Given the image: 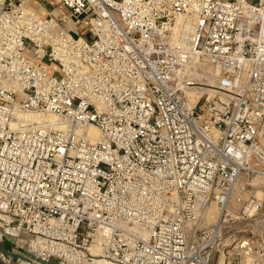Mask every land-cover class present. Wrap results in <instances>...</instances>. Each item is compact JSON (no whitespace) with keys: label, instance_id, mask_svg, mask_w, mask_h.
I'll return each mask as SVG.
<instances>
[{"label":"built area","instance_id":"obj_1","mask_svg":"<svg viewBox=\"0 0 264 264\" xmlns=\"http://www.w3.org/2000/svg\"><path fill=\"white\" fill-rule=\"evenodd\" d=\"M28 1L0 0V264H264L227 218L240 185L264 222V0Z\"/></svg>","mask_w":264,"mask_h":264},{"label":"bare ground","instance_id":"obj_2","mask_svg":"<svg viewBox=\"0 0 264 264\" xmlns=\"http://www.w3.org/2000/svg\"><path fill=\"white\" fill-rule=\"evenodd\" d=\"M191 16V15H189ZM188 16H183L178 19L176 28H175V35L178 38H183V40L187 44H194L200 37L199 26L200 22L196 16L189 17L184 21L182 19ZM183 26V27H182ZM184 28V29H183ZM186 32V33H185ZM191 91L188 93L189 101L193 105L198 98H192L190 100ZM27 124H44L50 125L57 129H64L66 127L65 123L60 121L59 118L52 113H44L41 111H33V110H18L15 114V118L12 121V128H18L23 125ZM88 131V136L91 140H95L99 136V130L94 124L87 125L83 127ZM236 189V188H235ZM257 196L261 197L264 194V190L261 188H256ZM216 207V208H215ZM211 209V210H210ZM229 212H233L231 208H228ZM221 216V209L215 205H212L208 210V224L217 222ZM262 230H260L261 232ZM250 256L244 257V262H248L250 260Z\"/></svg>","mask_w":264,"mask_h":264},{"label":"rangeland","instance_id":"obj_3","mask_svg":"<svg viewBox=\"0 0 264 264\" xmlns=\"http://www.w3.org/2000/svg\"><path fill=\"white\" fill-rule=\"evenodd\" d=\"M34 1L35 0H29L28 1V8L29 9L33 8V9L37 10L39 13H42L39 10L40 5L37 6L38 4L36 5ZM49 1H51L53 3L54 8L55 7L57 8L59 6L56 3L58 0H49ZM56 13H57V10L54 12V14H56ZM189 17H192V15L182 19L181 21H184L185 19H188ZM83 33H84V37L86 39L90 40L91 34L87 33V32H83ZM190 93H191L190 100L192 98L193 99L198 98V96L201 94L200 91L197 92L195 90H191ZM253 184H254L253 186L256 187L257 185L264 184V181L261 178H257ZM258 188H261V187H258ZM261 189H263V188H261ZM254 193H255V191H254ZM235 194L238 195L240 198H242V200L238 201V202H233L230 206V208L233 210V212H229V215L227 216V218L233 217V220L229 222V224H230L229 232L234 234L237 238H240L243 236H248V235L252 236L253 234L255 236H260L262 233L264 234V222H262V220H260L259 217L250 218V219H245V218L241 217L240 212L242 209V202L249 197V192H243L242 189L240 188V185H238V187L235 190ZM219 211H220V209H219ZM206 223H209L208 220L206 221ZM260 230H262V231L260 232ZM6 246L11 247L12 242L6 241ZM51 264H55V261H52Z\"/></svg>","mask_w":264,"mask_h":264},{"label":"crops","instance_id":"obj_4","mask_svg":"<svg viewBox=\"0 0 264 264\" xmlns=\"http://www.w3.org/2000/svg\"><path fill=\"white\" fill-rule=\"evenodd\" d=\"M34 2H35L36 5L38 4L37 6L40 5V9L39 10H40V12H42V14L43 13L45 14V13H47V12H49V11L54 9L53 3L51 1H49V0H35ZM6 241H10V240H6ZM6 241L4 243H0V249L10 251L11 248L14 247L16 244H13V242L11 241L12 242V246L8 247V246H6ZM17 241L19 242L20 245L24 244V239L23 238L18 239Z\"/></svg>","mask_w":264,"mask_h":264}]
</instances>
